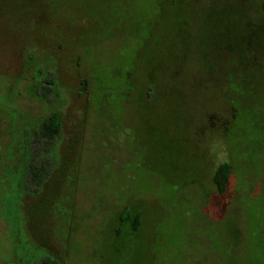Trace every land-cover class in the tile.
Wrapping results in <instances>:
<instances>
[{
  "label": "rangeland",
  "instance_id": "obj_1",
  "mask_svg": "<svg viewBox=\"0 0 264 264\" xmlns=\"http://www.w3.org/2000/svg\"><path fill=\"white\" fill-rule=\"evenodd\" d=\"M47 259L264 264V0H0V264Z\"/></svg>",
  "mask_w": 264,
  "mask_h": 264
},
{
  "label": "trees",
  "instance_id": "obj_2",
  "mask_svg": "<svg viewBox=\"0 0 264 264\" xmlns=\"http://www.w3.org/2000/svg\"><path fill=\"white\" fill-rule=\"evenodd\" d=\"M49 83H52L49 81ZM62 122L63 117L60 112H54L50 116L44 118L39 126L38 131H34V139L33 142L36 144L45 143V144H53L62 131ZM46 152L49 151V148H45ZM47 158H45L46 162ZM34 158L29 163L28 172L26 174V185L30 190H39L43 187L46 179H47V170L46 165L40 164L39 166L35 165ZM232 173V166L229 162H223L217 168L214 174V183L220 193H224L227 190L228 183L230 181V176ZM33 184L35 188H30L29 183ZM131 217V213L126 210L122 215V222H125L128 218ZM140 222V215L137 214L133 219V228L137 229ZM40 264H57L56 261L47 259L42 261Z\"/></svg>",
  "mask_w": 264,
  "mask_h": 264
}]
</instances>
